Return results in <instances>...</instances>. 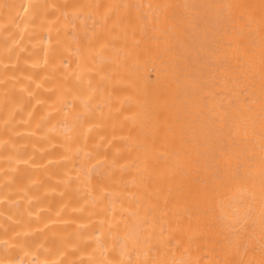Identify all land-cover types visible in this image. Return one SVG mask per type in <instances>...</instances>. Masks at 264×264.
Instances as JSON below:
<instances>
[{
	"label": "bare ground",
	"instance_id": "bare-ground-1",
	"mask_svg": "<svg viewBox=\"0 0 264 264\" xmlns=\"http://www.w3.org/2000/svg\"><path fill=\"white\" fill-rule=\"evenodd\" d=\"M0 264H264V0H0Z\"/></svg>",
	"mask_w": 264,
	"mask_h": 264
}]
</instances>
